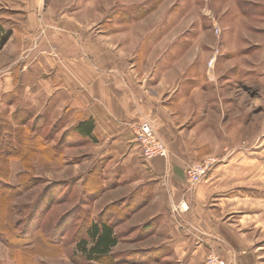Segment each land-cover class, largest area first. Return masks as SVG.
<instances>
[{
  "label": "rangeland",
  "instance_id": "obj_1",
  "mask_svg": "<svg viewBox=\"0 0 264 264\" xmlns=\"http://www.w3.org/2000/svg\"><path fill=\"white\" fill-rule=\"evenodd\" d=\"M41 1L42 12L52 20L61 17L72 45L82 40L107 49L200 51L187 77L200 85L195 108L214 107L208 117L183 121L185 127H201L206 153L199 160L214 157L213 170L223 147L263 141L264 0ZM17 14L14 3H0V29L6 35L0 46ZM5 73L0 64V80ZM41 73L36 67L13 71V90H0V264H152L131 247L135 240L128 241L126 224L108 257L91 261L82 254L79 243L89 239L93 222L107 220L115 227L130 214L120 201H98L104 187L95 173L101 167L84 174L95 150L74 133L70 114L49 103L46 94L31 92ZM147 224L139 227L140 240L151 233L143 231ZM212 252L235 260L211 250L205 261Z\"/></svg>",
  "mask_w": 264,
  "mask_h": 264
},
{
  "label": "crops",
  "instance_id": "obj_2",
  "mask_svg": "<svg viewBox=\"0 0 264 264\" xmlns=\"http://www.w3.org/2000/svg\"><path fill=\"white\" fill-rule=\"evenodd\" d=\"M1 2L14 3L18 14L0 46L6 72L0 90H13V71L36 67L42 75L33 79V94L61 106L71 126L94 120L93 138L80 136L95 150L84 174L101 167L95 173L104 187L98 201H120L130 214L114 227L113 252L126 224L128 241L135 240L131 247L152 264H204L211 250L237 264H264V134L263 141L223 147L221 163L198 185L187 180L186 164L199 160L206 146L201 127H185L183 120L208 117L214 104L195 108L200 85L187 76L200 51L107 49L82 40L72 45L61 17L42 12L41 0ZM201 59L203 69L204 54ZM144 120L165 141L166 158L143 157L135 129ZM179 203L187 210L176 219L171 207ZM147 222L143 231L151 233L140 240L139 227Z\"/></svg>",
  "mask_w": 264,
  "mask_h": 264
},
{
  "label": "built area",
  "instance_id": "obj_3",
  "mask_svg": "<svg viewBox=\"0 0 264 264\" xmlns=\"http://www.w3.org/2000/svg\"><path fill=\"white\" fill-rule=\"evenodd\" d=\"M136 140L140 145L143 157L151 159L156 156L167 157L169 154L165 141L157 134L151 121L144 120L135 129ZM217 160L214 157H206L199 161L188 162L185 172L190 186H196L203 181L213 170ZM187 210L183 203L173 205L171 211L178 216L181 211ZM205 264H236L235 260H226L218 256L215 252L207 256Z\"/></svg>",
  "mask_w": 264,
  "mask_h": 264
},
{
  "label": "trees",
  "instance_id": "obj_4",
  "mask_svg": "<svg viewBox=\"0 0 264 264\" xmlns=\"http://www.w3.org/2000/svg\"><path fill=\"white\" fill-rule=\"evenodd\" d=\"M5 36H1L0 42L4 40ZM94 128V120L89 118L76 123L73 130L79 136L93 138ZM87 234L89 239H83L79 243L82 254L87 260L98 261L108 257L111 254L112 248L118 242L113 224L107 220L93 222L88 227Z\"/></svg>",
  "mask_w": 264,
  "mask_h": 264
}]
</instances>
